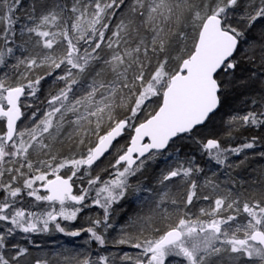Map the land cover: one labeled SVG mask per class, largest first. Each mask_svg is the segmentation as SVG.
Returning <instances> with one entry per match:
<instances>
[{"label":"snow or ice","instance_id":"1","mask_svg":"<svg viewBox=\"0 0 264 264\" xmlns=\"http://www.w3.org/2000/svg\"><path fill=\"white\" fill-rule=\"evenodd\" d=\"M262 162L264 0H0V264H264Z\"/></svg>","mask_w":264,"mask_h":264},{"label":"rangeland","instance_id":"2","mask_svg":"<svg viewBox=\"0 0 264 264\" xmlns=\"http://www.w3.org/2000/svg\"><path fill=\"white\" fill-rule=\"evenodd\" d=\"M105 163H106V161H105ZM145 175L149 176L150 174L146 173ZM36 239H37V242L42 243L46 248H51V247H54L56 241H65L66 242L70 238L63 237L62 234L55 233L52 236L42 235L40 237H37Z\"/></svg>","mask_w":264,"mask_h":264},{"label":"flooded vegetation","instance_id":"3","mask_svg":"<svg viewBox=\"0 0 264 264\" xmlns=\"http://www.w3.org/2000/svg\"><path fill=\"white\" fill-rule=\"evenodd\" d=\"M262 163H264V162H262ZM148 174H150V170H149ZM124 207H125V209H126V208H127V205H125ZM117 213L120 214V215H122V211H121V209L118 208V209H117ZM117 219H119V215H117Z\"/></svg>","mask_w":264,"mask_h":264},{"label":"trees","instance_id":"4","mask_svg":"<svg viewBox=\"0 0 264 264\" xmlns=\"http://www.w3.org/2000/svg\"><path fill=\"white\" fill-rule=\"evenodd\" d=\"M255 166H258V165H254V167H255Z\"/></svg>","mask_w":264,"mask_h":264}]
</instances>
